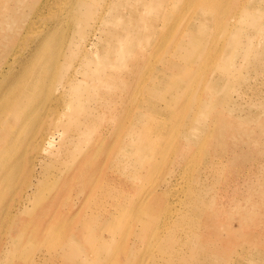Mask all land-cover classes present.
Wrapping results in <instances>:
<instances>
[{
  "label": "rangeland",
  "instance_id": "rangeland-1",
  "mask_svg": "<svg viewBox=\"0 0 264 264\" xmlns=\"http://www.w3.org/2000/svg\"><path fill=\"white\" fill-rule=\"evenodd\" d=\"M53 1L0 0V264H264V0Z\"/></svg>",
  "mask_w": 264,
  "mask_h": 264
},
{
  "label": "bare ground",
  "instance_id": "bare-ground-1",
  "mask_svg": "<svg viewBox=\"0 0 264 264\" xmlns=\"http://www.w3.org/2000/svg\"><path fill=\"white\" fill-rule=\"evenodd\" d=\"M49 1V0H48ZM54 1H56V2H58V4L56 5V6H60L61 4V6H63L64 4V2H62L61 3V0H60V3H59V1H57V0H54ZM53 1V2H54ZM63 1V0H62ZM65 1V0H64ZM67 1H69V0H67ZM71 1H73V0H71ZM115 1V0H114ZM52 2V3H53ZM56 2H55V4H56ZM111 2V1H110ZM177 2V1H176ZM176 2H174V3H176ZM46 3H48V2H46ZM51 3V2H50ZM51 3V4H52ZM166 3V2H165ZM210 3H213V0H211L210 1ZM50 4V5H51ZM69 5L71 4L70 3V1H69V3H68ZM110 4H112V2L110 3ZM44 6V5H43ZM46 6V5H45ZM60 6V7H61ZM67 6V5H66ZM51 7H54V4L51 6ZM50 7V8H51ZM64 7V6H63ZM59 8V7H58ZM58 8H55L56 10L58 9ZM69 8V7H68ZM48 9H49V7H48ZM62 9H64V11H65V8H62L61 7V9L59 8L58 10H61V11H63ZM76 9V8H75ZM38 10V9H37ZM56 10H54V11H56ZM70 10V8L69 9H67V11H69ZM256 10V9H255ZM51 10H49V12H50ZM53 11V8H52V12H54ZM259 11V10H258ZM38 12V11H37ZM51 12V13H52ZM58 13H59V11H57ZM225 12H227V11H225ZM224 12V13H225ZM239 12V11H238ZM55 13V12H54ZM57 13V14H58ZM112 13V12H111ZM212 13V12H211ZM53 14V13H52ZM68 14V13H67ZM87 14H89V13H87ZM103 14V13H102ZM109 14V13H108ZM239 14V13H238ZM255 14V13H254ZM254 14H252V15H254ZM54 15V14H53ZM91 15V14H90ZM89 15V16H90ZM214 15V14H213ZM234 15V14H233ZM161 16V15H160ZM61 17V16H60ZM91 17V16H90ZM93 17V16H92ZM231 17V16H230ZM59 18V17H58ZM211 18V17H210ZM252 18V17H251ZM76 19V18H75ZM214 19V18H213ZM62 20H64V19H62ZM211 20V19H210ZM106 21V20H105ZM108 21V20H107ZM106 21V22H107ZM194 21V20H193ZM235 21V20H234ZM61 22V21H60ZM104 22V21H103ZM226 22V21H225ZM52 23V22H51ZM49 25V24H48ZM60 25V24H59ZM105 25V24H104ZM221 25V24H220ZM99 26V25H98ZM191 26V25H190ZM214 26H215V24H214ZM234 26V25H233ZM239 26V25H238ZM44 27V26H43ZM52 27V26H51ZM200 27V26H199ZM192 28V27H191ZM196 28H198V27H196ZM221 28H222V26H221ZM232 28V27H231ZM190 29V28H189ZM241 29V28H240ZM46 30V29H45ZM208 30V29H207ZM218 30V29H217ZM216 30V31H217ZM230 30V29H229ZM229 30H228V32H229ZM77 31V30H76ZM215 31V30H214ZM214 31H213V33H214ZM241 31V30H240ZM121 32V31H120ZM199 32V31H198ZM233 32V31H232ZM39 33V32H38ZM70 33V32H69ZM79 33V32H78ZM206 33H207V31H206ZM241 33V32H240ZM76 34V33H75ZM199 34V33H198ZM192 36V35H191ZM196 36V35H195ZM202 36V35H201ZM216 36V35H215ZM214 36V37H215ZM49 37H51V36H49ZM104 37V36H103ZM262 37V36H261ZM202 38H204V36H202ZM211 38H212V36H211ZM213 39V38H212ZM46 40V39H45ZM200 40V39H199ZM202 42V41H201ZM209 42V41H208ZM74 43V42H73ZM187 43V42H186ZM186 43H185V46H186ZM210 43V42H209ZM237 43V42H236ZM239 43V42H238ZM37 44V43H36ZM198 44V43H197ZM197 44H196V46H197ZM180 45V44H179ZM227 45V44H226ZM238 45V44H237ZM34 46V45H33ZM83 46V45H82ZM87 46V45H86ZM182 46V45H181ZM38 47V46H37ZM34 48V47H33ZM73 48V47H72ZM75 48H77L76 46H75ZM126 48V47H125ZM186 48V47H185ZM216 48V47H215ZM229 48H230V46H229ZM235 48V47H234ZM233 48V49H234ZM239 48V47H238ZM189 49V48H188ZM70 50V49H69ZM68 50V51H69ZM78 50H79V48H78ZM127 50V49H126ZM125 50V51H126ZM214 50V49H213ZM236 50V49H235ZM249 50V49H248ZM256 50V49H255ZM254 50V51H255ZM68 51H67V53H68ZM71 51V50H70ZM85 51V50H84ZM192 51V50H191ZM46 52H50V46H48V44H44V43H41L40 44V46L37 48V49H35V53H34V57H32V58H34V60H40L44 55H45V53ZM79 52V51H78ZM84 53H86V52H84ZM226 53V52H225ZM233 53V52H232ZM32 55H33V53H31ZM71 54H73L72 53V51H71ZM124 54V53H123ZM31 55V56H32ZM167 55V54H166ZM254 55V54H253ZM224 56V55H223ZM89 57V56H88ZM168 57V56H167ZM81 58V57H80ZM172 58V57H171ZM170 58V59H171ZM125 59V58H124ZM210 59H212V58H210ZM222 59V58H221ZM157 60V59H156ZM213 60V59H212ZM217 60V59H216ZM81 61V60H80ZM223 61V60H222ZM220 62V61H219ZM222 63V62H221ZM220 63V64H221ZM26 64V68H24V69H28V67H30L29 66V63H25ZM90 64V63H89ZM89 67H90V65H89ZM166 67V66H165ZM223 67V66H222ZM225 68V67H224ZM152 69H153V67H152ZM29 72V70H26V72H24V74L23 75H21V76H18L16 79H14L12 82H10L9 84H8V86H7V88H6V93H4V94H2L1 95V97L3 96V95H7V97H9L10 95H12V94H14L16 91H17V89L18 88H20V86H21V83H22V81H21V79L22 78H24L26 75H27V73ZM84 73H85V70L83 71ZM87 72V71H86ZM90 73V72H89ZM63 74V73H62ZM78 74V73H77ZM141 74V73H140ZM215 74V73H214ZM65 75H67V74H65ZM73 76H75V74L73 75ZM65 77V76H64ZM68 77V76H67ZM77 77V76H76ZM83 77V76H82ZM72 78V77H71ZM78 78V77H77ZM144 78V77H143ZM214 78V77H213ZM69 79V78H68ZM141 79V78H140ZM147 79H149V78H147ZM70 80V79H69ZM80 80V79H79ZM64 81H66V80H64ZM77 81V80H76ZM144 81H145V79H144ZM148 83V82H147ZM162 84V83H161ZM68 85V84H67ZM77 85H80L79 83L77 84ZM87 85V84H86ZM144 85V84H143ZM163 85V84H162ZM82 86V85H81ZM67 87V86H66ZM80 87V86H79ZM92 87V86H91ZM85 88H86V86H85ZM90 88V87H89ZM83 89V88H82ZM135 89V88H134ZM140 89V88H139ZM90 90V89H89ZM147 90V89H146ZM66 91V90H65ZM142 91V90H141ZM140 91V92H141ZM88 92V91H87ZM99 92V91H98ZM135 92V91H134ZM137 92V91H136ZM200 92V91H199ZM64 93V92H63ZM81 92H79V94H80ZM84 93V92H83ZM89 93H91L92 94V92H89ZM173 93V92H172ZM78 94V93H77ZM94 94V93H93ZM98 94V93H97ZM133 94V93H132ZM169 94V93H168ZM200 94V93H199ZM89 95V94H88ZM169 96V95H168ZM153 97V96H152ZM92 98V97H91ZM93 99V98H92ZM144 99H146V98H144ZM188 99V98H187ZM79 100V99H78ZM165 100V99H164ZM61 101V100H60ZM140 101H141V99H140ZM143 101H145V100H143ZM42 102V101H41ZM41 102H40V104H39V108H36V109H34V113L36 114V116H37V118L38 119H42V117H43V114H42V104H41ZM139 102V101H138ZM161 102V101H160ZM199 102V101H198ZM150 103V102H149ZM148 103V104H149ZM154 103V102H153ZM158 103H159V101H158ZM157 103V104H158ZM176 103V102H175ZM144 104H145V102H144ZM150 104H152V103H150ZM161 104V103H160ZM165 104H166V102H165ZM207 104H208V102H207ZM146 105V104H145ZM187 105V104H186ZM61 106V105H60ZM154 106V105H153ZM158 106H160V105H158ZM158 106H156V107H158ZM189 107V106H188ZM207 107V106H206ZM75 108V107H74ZM127 108V107H126ZM169 108V107H168ZM49 109V108H48ZM139 109V108H138ZM143 109V108H142ZM154 109H155V107H154ZM166 109V108H165ZM164 110V109H163ZM155 112H157L156 110H155ZM161 112V111H160ZM145 114H146V112H145ZM160 115H161V113H160ZM190 115V114H189ZM192 115V114H191ZM144 116V115H143ZM186 117V116H185ZM193 117V116H192ZM140 118H141V116H140ZM159 118V117H158ZM189 119V118H188ZM93 121V120H92ZM142 121V120H141ZM141 121H139V122H141ZM145 121V120H144ZM156 121V120H155ZM184 121H185V119H184ZM189 121V120H188ZM134 123V122H133ZM154 123V122H153ZM191 123V122H190ZM187 124V123H186ZM136 125H139V123L138 124H136ZM150 125V124H149ZM155 125V124H154ZM127 126V125H126ZM146 126V125H145ZM16 128V125L14 126V129ZM126 128V127H125ZM10 129V131H13L14 132V130L13 129H11V128H9ZM148 129V128H147ZM130 130V129H129ZM182 130V129H181ZM131 131L132 130H130L129 132L131 133ZM152 131V130H151ZM18 131H16L15 132V134H14V136L12 137V138H14L15 136H16V133H17ZM71 132V131H70ZM124 132V131H123ZM128 132V133H129ZM172 132V131H171ZM36 133V132H35ZM170 133V132H169ZM131 135V134H130ZM136 135H140V134H137L136 133ZM169 135V134H168ZM174 135V134H173ZM178 135H179V133H178ZM150 136V135H149ZM63 137V136H62ZM130 137V136H129ZM168 137V136H167ZM10 138H11V136H10ZM153 138V137H152ZM173 138V137H172ZM137 139V138H136ZM123 140V139H122ZM148 140V139H147ZM0 141H1V143H0V160H2V159H4V158H6L7 156H8V154H9V150H10V145L9 144H7V142H4L5 141V138L3 137V138H1L0 137ZM136 141V140H135ZM172 141V140H171ZM119 142H120V140H119ZM202 142V141H201ZM10 143H11V141H10ZM65 143V142H64ZM150 143V142H149ZM199 143V142H198ZM170 144V143H169ZM54 144H53V142H52V146H53ZM56 146V145H55ZM175 146V145H174ZM118 147V146H117ZM53 148V147H52ZM63 148V147H62ZM166 149V148H165ZM174 149V148H173ZM163 150V149H162ZM62 151H64V150H62ZM174 151V150H173ZM164 152V151H163ZM165 152H167V150H165ZM164 152V153H165ZM67 153V152H66ZM163 153V154H164ZM21 154H24V153H21ZM20 154V155H21ZM154 154V153H153ZM50 155V154H49ZM58 155V154H57ZM115 155H116V152H115ZM114 155V156H115ZM155 155V154H154ZM165 155V154H164ZM180 155V154H179ZM72 156V155H71ZM172 156V155H171ZM170 156V157H171ZM41 158H42V156H41ZM163 158V157H162ZM18 159H21V157H19ZM18 159H13L5 168H4V171L2 172V175L0 176V178L2 179V182L5 180L6 182H5V184H3V186L4 185H6V184H9V182H8V179L9 178H16V176H17V174H18V172H19V166L20 165H16V163H17V161H18ZM157 159V158H156ZM112 161V160H111ZM42 162V161H41ZM20 163V162H19ZM22 163V162H21ZM111 163V162H110ZM109 163V164H110ZM170 163V162H169ZM185 168V167H184ZM186 169V168H185ZM184 169V170H185ZM110 170V169H109ZM187 171V170H186ZM164 172V171H163ZM169 173H171V172H169ZM174 173V172H173ZM171 175V174H170ZM169 175V176H170ZM179 176V175H178ZM165 178V177H164ZM13 180V179H12ZM164 180V179H163ZM177 180V179H176ZM166 181V180H165ZM175 181V180H174ZM169 182V181H168ZM170 183V182H169ZM174 185V184H173ZM2 186V187H3ZM100 187V186H99ZM151 187V186H150ZM172 187V186H171ZM170 187V188H171ZM1 189V188H0ZM150 189V188H149ZM172 191V190H171ZM108 192V191H107ZM144 192V191H143ZM174 195V194H173ZM167 196V195H166ZM176 196V195H175ZM174 196V197H175ZM167 199V198H166ZM165 199V200H166ZM175 199V198H174ZM168 200V199H167ZM167 200H166V202H167ZM176 201V200H175ZM143 203V201L141 202V205H143L142 204ZM167 204V203H166ZM173 204V203H172ZM165 206V205H164ZM164 209V208H163ZM162 210V209H161ZM162 212V211H161ZM76 250V249H75Z\"/></svg>",
  "mask_w": 264,
  "mask_h": 264
}]
</instances>
